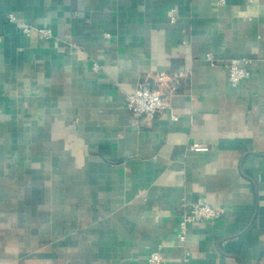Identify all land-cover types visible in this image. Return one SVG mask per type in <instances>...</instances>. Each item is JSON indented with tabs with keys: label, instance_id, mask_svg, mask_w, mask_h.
<instances>
[{
	"label": "crops",
	"instance_id": "1",
	"mask_svg": "<svg viewBox=\"0 0 264 264\" xmlns=\"http://www.w3.org/2000/svg\"><path fill=\"white\" fill-rule=\"evenodd\" d=\"M235 58L250 75L233 85ZM161 71L183 74L169 107L135 117L125 96ZM196 203L225 211L182 245ZM159 248L162 264H264V0H0V264Z\"/></svg>",
	"mask_w": 264,
	"mask_h": 264
},
{
	"label": "built area",
	"instance_id": "2",
	"mask_svg": "<svg viewBox=\"0 0 264 264\" xmlns=\"http://www.w3.org/2000/svg\"><path fill=\"white\" fill-rule=\"evenodd\" d=\"M12 21H16L20 29L27 35L33 32H38L44 37L52 36V31L49 28H38L30 23L17 20L15 16L10 15ZM249 59L235 58L228 62L227 72L230 82L235 85L240 80L250 75L249 69L243 65L248 63ZM183 77L182 73H169L161 71L156 74L153 81L145 79L133 91L125 96L126 107L132 112L135 117L144 119L145 121H152L157 114L163 109L169 107L168 100L164 97V90H169L171 93L177 91L178 86ZM176 118L175 116H173ZM196 150L207 149V146L194 145ZM223 207H214L208 203L193 204L191 211L185 214L179 221V241L182 245L187 239V228L191 223L203 221H216L224 214ZM152 264H162L164 255L161 248L151 251L147 257Z\"/></svg>",
	"mask_w": 264,
	"mask_h": 264
}]
</instances>
